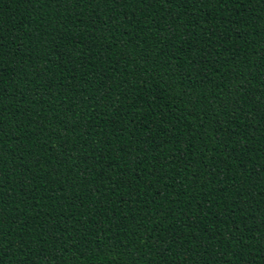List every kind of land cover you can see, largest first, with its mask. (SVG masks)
<instances>
[{"label": "trees", "instance_id": "obj_1", "mask_svg": "<svg viewBox=\"0 0 264 264\" xmlns=\"http://www.w3.org/2000/svg\"><path fill=\"white\" fill-rule=\"evenodd\" d=\"M0 264H264V0H0Z\"/></svg>", "mask_w": 264, "mask_h": 264}]
</instances>
